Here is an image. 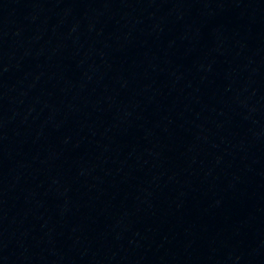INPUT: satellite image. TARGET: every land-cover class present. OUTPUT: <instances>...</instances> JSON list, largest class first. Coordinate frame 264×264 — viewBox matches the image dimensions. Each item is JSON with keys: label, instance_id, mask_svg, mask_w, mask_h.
<instances>
[{"label": "water", "instance_id": "obj_1", "mask_svg": "<svg viewBox=\"0 0 264 264\" xmlns=\"http://www.w3.org/2000/svg\"><path fill=\"white\" fill-rule=\"evenodd\" d=\"M0 264H264V0H0Z\"/></svg>", "mask_w": 264, "mask_h": 264}]
</instances>
